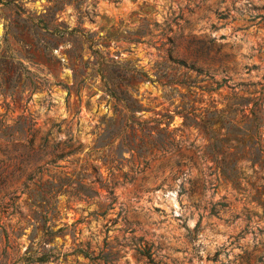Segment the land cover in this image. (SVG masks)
Listing matches in <instances>:
<instances>
[{"label": "rangeland", "instance_id": "374dc122", "mask_svg": "<svg viewBox=\"0 0 264 264\" xmlns=\"http://www.w3.org/2000/svg\"><path fill=\"white\" fill-rule=\"evenodd\" d=\"M0 264H264V0H0Z\"/></svg>", "mask_w": 264, "mask_h": 264}, {"label": "trees", "instance_id": "16d2710c", "mask_svg": "<svg viewBox=\"0 0 264 264\" xmlns=\"http://www.w3.org/2000/svg\"><path fill=\"white\" fill-rule=\"evenodd\" d=\"M63 31L68 33V34L78 35V36L84 38V40L86 42H89V46H91V47L94 46L95 43H96V40L93 39L92 35L90 33H85L84 34L83 33V29L80 28V27H74V28H72L70 30H67V28L64 27ZM255 133L257 134V132H255ZM32 140H33V136H31V138L29 139V143H31ZM221 140L225 141L226 137L223 136V138ZM46 141H47V137H44L43 138V143L40 145V148L43 149L46 146ZM69 141H70V139H69ZM259 142H260V139H257L256 142H253V148L254 149L256 148L257 152L260 150V148H258L259 147ZM255 143H257V145H255ZM63 145H65L66 147L70 148L69 149L70 153L72 152V150L74 151L75 149H77L79 147V146H77V147L73 148L72 147L73 144H71L69 142H64ZM52 147L56 148V149H59L58 145H52ZM108 195H109V197L111 199V203H112L113 202V197H112V191L111 190H109ZM50 234H54V232L49 230L48 228H46V232H45L44 235H50Z\"/></svg>", "mask_w": 264, "mask_h": 264}]
</instances>
